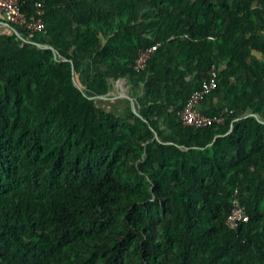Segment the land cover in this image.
<instances>
[{
	"label": "trees",
	"instance_id": "1",
	"mask_svg": "<svg viewBox=\"0 0 264 264\" xmlns=\"http://www.w3.org/2000/svg\"><path fill=\"white\" fill-rule=\"evenodd\" d=\"M41 1L0 28V264H264V0ZM211 63L224 120L184 125ZM124 75L139 115L96 97Z\"/></svg>",
	"mask_w": 264,
	"mask_h": 264
},
{
	"label": "built area",
	"instance_id": "2",
	"mask_svg": "<svg viewBox=\"0 0 264 264\" xmlns=\"http://www.w3.org/2000/svg\"><path fill=\"white\" fill-rule=\"evenodd\" d=\"M30 3L33 10L27 11L22 7V3ZM0 12L5 16L6 21L12 26H20L29 32H45V22L43 15L45 13L44 2L41 0H0ZM159 42L150 47L140 50L134 61L133 68L136 71L144 69L146 61L152 51L158 46ZM219 73V68L215 63L208 67L200 87L192 91L187 98L186 103L176 111L177 117L184 125L192 127H204L213 123H221L224 120L222 112L220 114L207 115L199 105L205 96L214 89ZM225 111V110H224ZM248 214L244 206L240 203L238 191L235 188L231 196L230 210L226 216V225L236 230L238 226L248 221Z\"/></svg>",
	"mask_w": 264,
	"mask_h": 264
},
{
	"label": "crops",
	"instance_id": "3",
	"mask_svg": "<svg viewBox=\"0 0 264 264\" xmlns=\"http://www.w3.org/2000/svg\"><path fill=\"white\" fill-rule=\"evenodd\" d=\"M7 21L5 16L0 12V28H7ZM228 73H229V77H230V83L235 84L238 77H239V72H232V67L228 66ZM193 76V74H189L187 76V78H191ZM107 83L109 86V90L106 93V95H108V98H119V97H125L128 98L130 101L132 100L135 103V107L137 108V110H139L140 108H142V105L138 103L137 101V95L134 94V86L132 84V82L129 79L128 75H124L122 77L113 79V78H108L107 79ZM116 89H120V90H126V93H121V94H114V92L116 91ZM112 90V91H111ZM143 93V90H140V95ZM214 106L218 105V98L215 99L214 102ZM213 107V104H206V103H200L199 108L201 110H207L209 108ZM132 109V106H131ZM246 115H254L257 118H259L261 121L263 120V116L256 113L253 109H246L244 114L242 116H246ZM161 127H164V125H161Z\"/></svg>",
	"mask_w": 264,
	"mask_h": 264
},
{
	"label": "water",
	"instance_id": "4",
	"mask_svg": "<svg viewBox=\"0 0 264 264\" xmlns=\"http://www.w3.org/2000/svg\"><path fill=\"white\" fill-rule=\"evenodd\" d=\"M7 26L9 27V28H11L12 30H14L15 32H16V34L20 37V33L18 32V30L14 27V26H12L11 24H9V23H7ZM23 39V38H22ZM37 46H42V47H45V48H51L52 49V47L50 46V45H46V44H44V45H42V44H40V43H35ZM73 82H74V84L76 85V86H78L77 85V83H76V81H75V79H74V77H73ZM96 97H100V98H104V97H109L108 95H106V94H104V95H98V96H96ZM131 106H132V111L135 113V114H137V115H139V112H138V110H137V108L135 107V103L131 100ZM154 136L156 137V132H154Z\"/></svg>",
	"mask_w": 264,
	"mask_h": 264
},
{
	"label": "rangeland",
	"instance_id": "5",
	"mask_svg": "<svg viewBox=\"0 0 264 264\" xmlns=\"http://www.w3.org/2000/svg\"><path fill=\"white\" fill-rule=\"evenodd\" d=\"M75 81L77 83L78 86H80L79 82H78V76H75ZM112 91V90H111ZM121 94V93H126V90H120V89H116V91L114 92V94Z\"/></svg>",
	"mask_w": 264,
	"mask_h": 264
}]
</instances>
